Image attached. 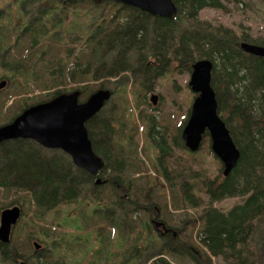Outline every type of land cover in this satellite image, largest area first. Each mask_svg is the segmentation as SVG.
Instances as JSON below:
<instances>
[{"label": "trees", "instance_id": "trees-1", "mask_svg": "<svg viewBox=\"0 0 264 264\" xmlns=\"http://www.w3.org/2000/svg\"><path fill=\"white\" fill-rule=\"evenodd\" d=\"M171 1L175 5L176 15L170 20L151 17L135 8L112 1L94 4L90 0H0V25L10 24L11 28L8 30L16 32L13 34H16L13 41L9 36L5 42L8 35L4 34L1 27L0 51L6 53L20 48V51L9 57L12 61L18 58L27 64L19 72L23 80L21 90L20 82L15 79L10 82L15 70H7V79L10 82L8 88L14 87L12 97L26 93L31 84L36 85L37 90L42 92L61 86L66 80L73 84L81 83L93 75V79H124L121 84L116 83V90L119 87V91L125 90L129 80L127 74L133 78L136 76L141 91L145 93V83L160 76L155 66L149 69L148 59L155 63L162 62L166 70V55L176 56L180 59L178 68L188 72L194 62L209 61L212 65L210 86L214 93L216 111L222 113L225 128L239 154L229 174H221L222 180L209 182L206 189H209L208 193L211 195L234 191L236 188L248 194L243 205L233 208L226 215L211 212L201 217L202 228L210 225L216 236H220L224 234V227L229 229L235 221L242 220L247 210L253 209L264 215V58L248 55L239 48L240 42L264 47V29L258 38L249 37L248 34L238 38L235 30L233 34L221 25L210 29L209 25L197 19V13L201 9L223 10L221 3L227 0ZM257 1L264 6V0ZM78 2L85 3L88 7L86 26L78 34L87 51L74 55L62 53L59 39L56 46L60 55L49 57L53 66L46 68L44 79H41L42 76L34 72L35 67L39 59L43 60L46 47H53V44H47L50 40L41 41L46 33L45 27L48 29L52 23L55 32L61 31L64 37H68L72 31H63V26H57L59 22L63 24L58 15L64 11H67L66 14L77 11L75 4ZM37 7L38 11L32 12ZM68 28L73 30L72 25H68ZM239 30L244 31L240 28ZM144 47L145 54L140 55L139 50ZM120 51L123 53L120 54ZM145 62L149 63L147 67ZM132 63H137L135 72ZM68 64L71 68L67 67ZM97 67H100V71L95 69ZM79 68L82 69L81 72ZM90 68L95 69V72L89 71ZM31 92L33 90L29 91ZM56 95L52 94L50 98ZM9 99L10 97L6 102ZM85 127L89 130L88 124ZM1 144L0 189L27 193L29 197L26 203L34 209L37 219L43 220L44 212L52 213L61 205L72 204L77 200L79 206L85 204L84 200L82 202L79 199V194L88 193L86 189L92 187L91 179L88 174L72 166L64 154L55 150H44L28 140H10ZM21 204L24 206V201L21 200ZM97 206L96 203H86L75 216L63 217L59 227H65L68 232L56 233L54 240L61 239L62 242L50 250L53 254L49 258L51 262L64 264L68 261L65 264H71L67 253L72 251L74 255H81L80 261H74L75 264H118L120 260V264H146L149 261V264H170L161 256L169 253L166 249L172 250L173 245H179L171 232L155 233L150 229L148 218L133 225L118 224L117 230L108 223L92 225L89 216L94 208L98 210ZM135 227L145 235L142 238L137 234L120 258L117 252L124 242L123 238L129 236ZM118 230L124 233L119 237L120 242L115 240ZM200 234L202 236L204 231H200ZM36 239L42 245L45 244V249L51 246L44 234H38ZM36 239L29 237L28 245L37 243L38 251H44ZM45 255H48V250ZM64 256V259L60 258ZM199 257L201 258L200 255ZM4 261L10 264L17 261L16 249L14 250L11 243L0 245V264ZM20 262L23 261H18L17 264Z\"/></svg>", "mask_w": 264, "mask_h": 264}, {"label": "rangeland", "instance_id": "rangeland-1", "mask_svg": "<svg viewBox=\"0 0 264 264\" xmlns=\"http://www.w3.org/2000/svg\"><path fill=\"white\" fill-rule=\"evenodd\" d=\"M221 5L223 10L201 9L197 13V19L209 25L210 29L221 25L232 33L235 30L238 38L245 34L254 38L261 35L264 29V6L257 0H227ZM75 8L77 11H69L67 14V11H64L58 15L63 24L59 22L57 26H63V31H72L68 37H64L61 31L55 32L52 23L48 29L45 27L46 33L41 41L50 40L47 44H53V47H46L45 54H41L43 60L39 59L35 67L34 72L42 76L41 79H44L46 68L53 66L49 57L60 55L56 46L59 39L62 53L74 55L87 51L78 34L86 26L88 7L85 3L78 2ZM38 9L39 7L32 12H37ZM68 25H72L73 30L69 29ZM1 27L4 34L8 35L5 42L9 36L13 41L16 36L13 34L16 32L8 30L11 25H0V31ZM16 51H20V48L6 53L0 51V83L3 82L0 87V126L8 123L26 106L45 101L52 94L79 90L81 97H78V102L81 103L97 90L113 93L101 111L86 122L89 126L87 135L90 137L91 149L103 161L104 169L97 176H89L92 187L86 189L87 194H79V199L85 202L84 205L79 206L78 200L72 204L61 205L52 213L44 212V219L39 220L34 209L26 203L29 197L27 193L0 189V210L11 207L19 210L18 218L8 237L9 243L16 249L15 264L18 261H24L26 264H56L49 260L53 256L50 250L62 242L61 239L54 240L56 233L68 232L65 227L61 229L59 223L65 215L72 217L78 214L86 203L98 204V210L94 208L89 216L92 225L108 223L117 230L118 224L133 225L148 218L150 229L155 233L171 232L179 245H173L172 250L166 249L169 253L161 256L170 264H264V215L253 209L247 210L242 220L235 221L229 229L224 227V234L220 236H216L210 225L202 228L203 215L211 212L226 215L233 208L243 205L248 199V194L239 188L219 195L208 193L206 186L209 182L222 180L221 164L209 149L208 137H203L196 152L191 153L184 146L180 133L195 94L187 86L190 72L185 68H178L179 57L166 55V70L162 62L155 63L148 59L149 69L155 66L160 76L145 83V93L141 91L136 76L133 78L127 74L129 80L125 90L119 91L116 86L124 79H93V75L81 83L73 84L66 80L55 89L42 92L37 90L36 85L31 84L26 93L12 97L14 87L8 88L9 83L15 79L22 84L21 90L23 80L19 72L27 66L26 62L18 58L15 61L10 59L9 55H15ZM122 53L120 51V54ZM139 54H145V47L139 50ZM148 64L145 62V66ZM67 67L71 68L70 64ZM132 67L134 72L137 71V63H132ZM95 69L100 71V67ZM95 69L90 68L89 71L95 72ZM7 70L16 72L10 82L7 79ZM78 70L82 71L81 68ZM31 90L33 92L29 93ZM150 96L156 98L154 103L149 100ZM8 97L10 99L6 102ZM217 114L223 121L222 113L219 111ZM95 180L103 183L94 185ZM21 200L24 201V206ZM155 223L161 226L153 228ZM200 231H204L202 236ZM38 234H44V238L50 241L49 249H45V244L42 245L41 241L36 239ZM137 234L142 238L145 235L135 227L129 236L123 238L124 242L120 245L117 255H123L125 248L133 243ZM121 235L124 233L118 230L115 240L120 242ZM29 237L35 238L45 250L38 251V247L34 250L32 245L27 243ZM47 250L48 255H45ZM179 251L185 253L178 254ZM114 252L116 254V251ZM67 257L71 264L81 259V255H74L72 251L67 253ZM60 258L64 259L65 256ZM149 263L150 261L146 262ZM1 264L10 263L4 261Z\"/></svg>", "mask_w": 264, "mask_h": 264}, {"label": "water", "instance_id": "water-1", "mask_svg": "<svg viewBox=\"0 0 264 264\" xmlns=\"http://www.w3.org/2000/svg\"><path fill=\"white\" fill-rule=\"evenodd\" d=\"M90 1L94 4L112 1L157 18L171 20L176 15V8L171 0ZM239 48L243 53L264 58V47L241 43ZM211 66L209 61L199 60L190 67L187 86L195 97L180 134L184 146L191 153L198 150L206 135L212 155L221 164L222 175L227 176L235 166L239 153L216 111L214 93L210 86ZM2 85L3 82L0 83V87ZM110 96L111 93L106 90H97L85 101L78 103L79 92L72 91L57 95L47 102L30 106L9 123L0 126V143L15 139L31 140L45 149L61 150L70 158L74 167L82 169L91 177L97 176L103 163L92 152L84 124L98 113ZM149 100L154 103L156 98L150 96ZM101 183L100 180L94 181V185ZM18 214L17 208L1 212L0 244H8V237ZM154 226L157 228L161 224L155 223ZM33 247L36 250L38 246L33 243Z\"/></svg>", "mask_w": 264, "mask_h": 264}, {"label": "flooded vegetation", "instance_id": "flooded-vegetation-1", "mask_svg": "<svg viewBox=\"0 0 264 264\" xmlns=\"http://www.w3.org/2000/svg\"><path fill=\"white\" fill-rule=\"evenodd\" d=\"M37 104V103H36ZM30 106H33V105H29V106H26V108H28V107H30ZM16 140V139H15ZM17 140H20V139H17ZM28 141H31V140H28ZM31 142H33V141H31ZM34 144H36L35 142H33ZM37 146H39L38 144H36ZM39 147H41V146H39ZM41 148H43V147H41ZM44 150H55V151H59L60 153H62V154H64L61 150H56V149H45V148H43ZM66 157H68L66 154H64ZM70 161V160H69ZM102 183H103V181H101ZM11 208H16V207H11ZM10 208V209H11ZM18 209V208H17ZM2 210V209H1ZM0 210V214H1V212L2 211H4V210H2L1 211ZM5 210H7V209H5Z\"/></svg>", "mask_w": 264, "mask_h": 264}]
</instances>
